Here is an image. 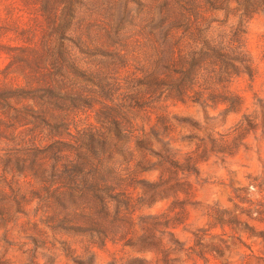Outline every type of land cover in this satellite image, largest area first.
<instances>
[{
    "label": "rangeland",
    "instance_id": "1",
    "mask_svg": "<svg viewBox=\"0 0 264 264\" xmlns=\"http://www.w3.org/2000/svg\"><path fill=\"white\" fill-rule=\"evenodd\" d=\"M0 264H264V0H0Z\"/></svg>",
    "mask_w": 264,
    "mask_h": 264
},
{
    "label": "trees",
    "instance_id": "2",
    "mask_svg": "<svg viewBox=\"0 0 264 264\" xmlns=\"http://www.w3.org/2000/svg\"><path fill=\"white\" fill-rule=\"evenodd\" d=\"M231 107H232V106H230V108H231ZM221 153H223V154H224L225 152H224V151H221ZM7 164H9V163H7Z\"/></svg>",
    "mask_w": 264,
    "mask_h": 264
}]
</instances>
